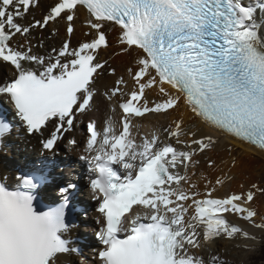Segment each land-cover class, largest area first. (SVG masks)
<instances>
[{
    "label": "snow or ice",
    "instance_id": "obj_1",
    "mask_svg": "<svg viewBox=\"0 0 264 264\" xmlns=\"http://www.w3.org/2000/svg\"><path fill=\"white\" fill-rule=\"evenodd\" d=\"M40 7L41 0H0V71L11 70L0 78V157L23 133L55 159L65 142L79 148L69 137L86 124L79 159L94 177L103 245L94 264H227L212 254L220 241L257 238L237 218L264 234V213L252 207L264 184L193 180L201 157L217 166L209 155L220 143L215 133L264 156V3L51 0L35 19ZM78 20L88 39L73 45ZM61 23V47L34 53L33 30ZM113 54L127 62L128 79L111 66ZM105 74L116 79L101 93ZM101 97L111 107L98 126ZM149 116L170 119L142 134ZM231 164L243 166L235 157ZM7 166L0 159V264H76L77 225L67 216L77 184L57 182L63 202L44 210L43 170L13 176L12 190Z\"/></svg>",
    "mask_w": 264,
    "mask_h": 264
},
{
    "label": "bare ground",
    "instance_id": "obj_2",
    "mask_svg": "<svg viewBox=\"0 0 264 264\" xmlns=\"http://www.w3.org/2000/svg\"><path fill=\"white\" fill-rule=\"evenodd\" d=\"M51 2V0H41V7L33 13L35 19H40L46 13L47 5ZM264 3V0H263ZM33 17H29L31 20ZM77 32L75 37L73 38V45H75L76 41H83L88 39L84 33L87 31V28L81 24L78 20L76 23ZM67 38V34L65 32V28L63 23L60 25L51 24L49 28L45 30L35 29L31 33L29 40L33 47V51L39 55H47L51 54V49L56 48L59 49L62 45V42ZM43 41V47H40V43ZM19 43H26L24 38H18ZM110 63L112 67L117 69V75H124L125 79H128L125 68L127 66V62L120 57L115 56L114 54L110 57ZM6 75H11L10 69H4L0 71V78H6ZM116 77H111L105 74L101 79V84L99 87V91L102 93L106 89L104 88L105 84L111 86L114 83ZM129 88H131V83H129ZM110 103L107 102L103 97L98 101V109L96 111V115L94 118L97 120L98 125H102L103 121L106 119L107 115L110 114ZM183 115L185 118H188V113L184 112ZM116 118L119 119V112L116 114ZM170 118L163 116H149L147 120L144 121V127L142 128V134L150 133L154 127L163 128L167 126ZM211 131L210 129H206ZM215 136L219 137L220 143L217 146L216 150L209 153L210 157L217 162V166L214 169H210L207 167V159L208 157H201V164L198 168L194 169L196 175L193 177L195 182H202L204 176H208L209 178H223L226 181L231 178V187L233 189H238L241 185L242 180L245 179L246 172L245 168L251 170V172H256L258 170L264 169V156H261L258 152L254 151L253 148L248 147L247 144H241L239 141L232 140L229 137L220 136L219 133H215ZM73 136L77 138L79 143V148L74 150V154H77L80 150L83 149L82 143L84 139V132L81 130V126L73 133ZM30 144L35 147H39L37 141L35 139H30ZM238 158L243 162L242 167L233 168L231 161L233 158ZM199 176V177H198ZM253 180L254 176L251 175ZM198 180H197V179ZM245 187H249L245 182H243ZM260 195H257V198ZM256 198L255 203L252 207L255 210H258ZM262 199V198H261ZM264 203V202H263ZM264 210V204L261 206ZM94 217H96V211L93 213ZM240 227L246 228L248 231L254 233L256 235V240L254 242H246L243 239H239L236 241H227L222 240L218 246V251L212 253L220 256V258L227 262V264H231L232 261H240L242 260L241 253L245 251L246 243L250 245L249 248H253L255 245L261 242V236L263 234L259 233L255 229H253L250 225L240 221L238 218L235 221ZM73 236V235H72ZM252 252V251H250ZM249 252V253H250ZM248 253V254H249ZM85 257H76L75 260L78 261V264H84L88 261L97 260L94 256L90 254H86ZM82 262V263H81Z\"/></svg>",
    "mask_w": 264,
    "mask_h": 264
},
{
    "label": "rangeland",
    "instance_id": "obj_3",
    "mask_svg": "<svg viewBox=\"0 0 264 264\" xmlns=\"http://www.w3.org/2000/svg\"><path fill=\"white\" fill-rule=\"evenodd\" d=\"M246 172L245 174V179L242 180L245 182L248 186H250L252 183H256L258 185L264 184V169L258 170L256 172H251L248 168H245ZM253 175L255 178L253 180L252 176ZM199 177V176H198ZM197 179V178H196ZM198 180V179H197ZM241 182V184H244ZM246 186V185H245ZM259 195V194H257ZM262 198V199H261ZM257 201V206H258V212L264 213L263 208L261 207L264 203V196H259ZM261 242L255 245L253 248L246 249L241 253L242 255V260L240 261H232L231 264H264V256L262 253V246H264V234L261 236ZM252 251V252H250ZM250 252V253H249ZM249 253V254H248Z\"/></svg>",
    "mask_w": 264,
    "mask_h": 264
},
{
    "label": "trees",
    "instance_id": "obj_4",
    "mask_svg": "<svg viewBox=\"0 0 264 264\" xmlns=\"http://www.w3.org/2000/svg\"><path fill=\"white\" fill-rule=\"evenodd\" d=\"M261 250H262V253H263V256H264V246H262Z\"/></svg>",
    "mask_w": 264,
    "mask_h": 264
}]
</instances>
